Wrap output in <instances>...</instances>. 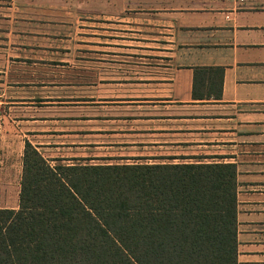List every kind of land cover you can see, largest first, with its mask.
Segmentation results:
<instances>
[{"label": "crops", "instance_id": "obj_1", "mask_svg": "<svg viewBox=\"0 0 264 264\" xmlns=\"http://www.w3.org/2000/svg\"><path fill=\"white\" fill-rule=\"evenodd\" d=\"M18 1L30 13L82 22L89 31L119 26L130 36L124 41L162 45V62L144 65L137 61L142 52L125 50L118 68L102 78L104 85L136 92L113 101L118 106L155 109L119 116L150 123L120 131L167 137L136 142L135 147L168 150L136 154L140 164L234 165L237 264H264V0ZM144 28L152 29L146 35L151 38L141 37ZM208 68L224 69L221 97L195 99L196 70ZM23 153L14 169L0 161V209L19 208Z\"/></svg>", "mask_w": 264, "mask_h": 264}, {"label": "trees", "instance_id": "obj_2", "mask_svg": "<svg viewBox=\"0 0 264 264\" xmlns=\"http://www.w3.org/2000/svg\"><path fill=\"white\" fill-rule=\"evenodd\" d=\"M223 68L196 70L219 99ZM18 209H0V264H237L232 164H53L25 142Z\"/></svg>", "mask_w": 264, "mask_h": 264}, {"label": "rangeland", "instance_id": "obj_3", "mask_svg": "<svg viewBox=\"0 0 264 264\" xmlns=\"http://www.w3.org/2000/svg\"><path fill=\"white\" fill-rule=\"evenodd\" d=\"M5 1L0 0V161L4 165L12 169L20 165L26 141L53 164L63 165L135 164L136 154L168 151L135 147L138 141L167 137L124 134L120 130L150 123L118 117L155 109L120 107L113 101L136 92L102 83L118 68L125 50L142 52L137 61L144 65L162 62L161 44L148 39L124 41L130 36L125 37L127 30L119 26L89 31L82 22L30 13L21 1ZM70 18L64 15V20ZM151 30L144 28L141 37L151 38ZM10 193L16 201L14 188Z\"/></svg>", "mask_w": 264, "mask_h": 264}]
</instances>
